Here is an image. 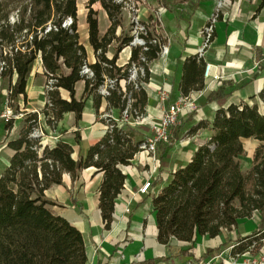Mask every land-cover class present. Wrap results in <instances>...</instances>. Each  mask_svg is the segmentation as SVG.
Here are the masks:
<instances>
[{"label": "trees", "instance_id": "trees-1", "mask_svg": "<svg viewBox=\"0 0 264 264\" xmlns=\"http://www.w3.org/2000/svg\"><path fill=\"white\" fill-rule=\"evenodd\" d=\"M185 1L189 0H158L159 6L171 12H178L179 3ZM95 2L100 3L110 21L103 34L97 11L92 8ZM86 7L87 41L95 57L92 63L87 61L85 46L79 40L77 0H0V81L7 82L5 93L0 88V114L3 105L12 112V116L1 117L3 129L12 128L20 101L24 107L27 103L26 86L38 57L42 72H35L34 78L43 80L42 113L51 129H56L69 112L77 125L88 99L95 112L105 102L103 113L112 110L114 117H102L106 132L83 156L79 149L75 151L61 139L51 147L42 146L39 137L30 136L34 127L39 126V112L26 113L28 117L18 135L5 143L13 153L0 173V264H86L81 232L54 213L51 206L56 203L44 192L51 185L60 184L63 173L75 179L82 169L95 167L96 172L103 173L98 205L105 227H109L115 198L126 178L120 167L130 164L146 140L140 130L122 119V111L130 98L132 116L145 115L147 92L140 83L148 82L149 64L159 58L165 40L155 34V21L150 25L141 22L145 33L138 35L144 39V45H131L134 36L125 25L123 4L117 0H88ZM263 7L264 0H258L255 12ZM14 9L15 18L11 21ZM68 19L69 24L63 25ZM118 27L120 32L116 34ZM126 46L131 47L129 59L118 65L119 53ZM256 61L257 68L250 79L223 80L207 94L206 100L220 99L258 78L264 71L259 51ZM132 63L142 65L145 71L136 81L137 88L128 82ZM205 63L198 53L186 57L180 63L181 75L174 82L175 89L188 94L202 88ZM84 65L90 73L82 71ZM107 79L114 83L108 94L103 95L100 88ZM80 82L83 90L77 97ZM61 90L67 93V98L61 95ZM173 94L172 88L169 100H173ZM249 99L250 102L216 109L211 120L198 119L199 109L192 110L170 128L166 140L155 142L154 156L161 163L186 133L193 135L201 127L210 131L207 141L196 147L190 160L171 172L156 194L144 198H151L159 242L166 243L170 238L190 242L200 235L214 238L259 212L254 229L236 237L230 252L235 255L260 250L264 237V86ZM249 138L260 144L255 148L251 168L243 172L239 157L244 153L243 140ZM79 139L76 132L77 144ZM229 242L225 240L222 245ZM219 251L218 247L207 249L198 260Z\"/></svg>", "mask_w": 264, "mask_h": 264}, {"label": "crops", "instance_id": "crops-1", "mask_svg": "<svg viewBox=\"0 0 264 264\" xmlns=\"http://www.w3.org/2000/svg\"><path fill=\"white\" fill-rule=\"evenodd\" d=\"M214 1L180 2L178 12L170 11L173 17L167 23L171 30V38H168L167 44L168 53L165 59L159 57L149 64L150 77L144 84L147 92L145 108L147 122L159 119L163 112V105L173 102L181 94L174 85V82L176 84L180 79V63L186 57L198 53L202 43L199 30L205 24L207 17L212 14ZM239 1V7H236V3L228 5L226 10L229 12V16L226 20L218 19L215 23L212 44L207 49L204 60L212 64V75H221L218 79L212 77L207 79L204 84V92L197 99V108L202 106L198 108V119L211 120L215 110L220 107L225 108L231 103L238 104L242 101L250 102V96L256 95L264 86L263 71L258 78H252L242 88L233 89L220 99L211 102L206 100L207 94L216 89L223 80L238 82L242 79H250L257 68L256 51H259L264 59V25L262 24L264 7L255 12L257 0ZM164 9V12L168 11L166 8ZM105 31L106 28L102 34ZM83 45L86 49L88 62H94L95 57L88 41ZM121 51L125 55L123 57L121 54L118 57V65L127 63L131 47L126 46ZM37 61L40 69L35 72L40 73L42 67L39 57ZM35 72L32 70L29 80L32 81ZM81 83L79 84L81 85ZM172 88L174 89L173 100H169ZM81 90H83V83ZM163 91H168V99L165 102L160 98ZM29 92L42 93L44 99L42 85H32L29 90L26 89L27 97ZM104 108L105 102L102 103L98 112H95L91 100L88 99L83 109L82 118L77 125L73 113H66L58 126L67 125L68 135L64 138L56 128L60 135L59 140L72 145L75 151L79 149L84 156L89 146L98 141L106 132V123L102 120ZM39 126H47L44 116H39ZM134 127L140 130L145 137L149 135L148 124ZM51 132L50 128L47 134ZM76 132L80 136L78 144L74 140ZM249 139L252 140L249 145L244 143L247 139L243 140V148L244 153L248 152L252 160L255 148L260 144V141L254 138ZM197 146L188 138L182 148H178L177 141L174 150L161 163L140 150L131 159L130 164L121 166L120 169L126 178L122 190L115 198L112 222L107 228L98 205L99 185L103 173L96 172L95 167L82 169L75 179H72L69 173H63L60 184H53L45 190L46 197L56 203L51 206L54 213L64 217L81 232L87 257L86 264H201L220 251L223 253V259L233 255L228 247L232 242H235L236 237L254 229L247 226L249 221H253L251 218L240 221L237 225L238 228L229 230L234 235L233 239H229L230 237L224 233L228 230H223L214 238L200 235L190 242H181L170 238L166 243H161L157 238L155 211L151 198L144 199L147 194H156L167 183L170 173L178 167H183L190 160ZM10 152L9 158L13 153L12 150ZM9 158L5 160L4 165L8 164ZM251 160L249 159L250 165L247 171L252 166ZM146 180L151 183L156 181V183L150 187L148 193L143 194L139 192V188ZM126 207L129 209L128 212L125 211ZM225 240H230V242L222 245ZM216 247L220 248L218 253H211L204 260H198L207 249ZM216 262L221 264L220 261ZM235 264H240L239 259Z\"/></svg>", "mask_w": 264, "mask_h": 264}, {"label": "rangeland", "instance_id": "rangeland-1", "mask_svg": "<svg viewBox=\"0 0 264 264\" xmlns=\"http://www.w3.org/2000/svg\"><path fill=\"white\" fill-rule=\"evenodd\" d=\"M119 2L123 4L122 12L124 16L125 25L128 29H130V32L133 36L138 35V32H139L138 28L140 26H143L141 22H146L147 25H150L155 21V34L159 38H164L166 41L165 44L166 45L168 44V38H171V30L168 28L167 23L171 19V17H173V14L170 11H166V12L161 11L159 7H162V6H159L160 4L158 0H120ZM87 3H88V0H77V17H78L77 31L79 34L80 42L85 43V44H87V24H86V12H87L86 5ZM92 8L97 11V18L99 21V30H100V33L102 34L104 28L107 29V27L109 26L110 21L105 11L102 9L99 2H95L92 5ZM15 13H16V10L15 9L12 10L10 14V18H9L11 21L15 18ZM148 18H153V19L152 21H150ZM119 32H120V28L118 27L116 29V34H119ZM136 46H139V45H136ZM110 50L112 51V48H110ZM121 54L124 57L125 53L124 52L122 53L121 51L119 53V56ZM108 56H111V53H108ZM39 69H40V65H39V62L36 60L35 65L33 67V72L38 71ZM42 81L43 80L41 78L40 79L32 78V81L31 79L28 81L26 89L29 90L32 85L33 86L42 85L43 92H44L45 88H44ZM6 86H7L6 81L4 82L0 81V88L2 89L4 93L6 92ZM81 87H82V83L81 85L79 84L76 89L77 97H79V94L82 91ZM42 95H43L42 93L29 92L25 107H24L23 102L20 101V111L19 113L13 115L14 122H13L12 128L9 131L4 130L3 125L0 124V173L8 165V164L7 165H4V164H5V160L9 158V155L11 153L10 150L5 147V143L8 139L14 138L18 135L19 131L25 125V122H24L25 117H28L26 113L37 111L39 112L40 117L44 116L42 113V108L44 105V101H43L44 99ZM62 95L64 97H67V94L65 91H62ZM201 107H198V108H201ZM2 109L5 115L12 116L11 110L8 109L5 105H3ZM7 110H9V112H7ZM67 128H68L67 125H64V124L57 126L59 133L62 136H64V138L68 135ZM45 129L48 132L50 127L48 125L44 127L42 126L40 127L36 125L33 131H36L38 134L42 132L43 134L39 136L40 138V137L47 136V132L45 131ZM33 131L31 132V134L33 133ZM209 135H210V131L205 127L199 128L193 135L186 133L183 137H181L178 140V148H182V145L185 143V141L188 140V138H189V141H192V143H194L195 145L202 144L207 141ZM251 141H252L251 139H247L244 141V143L249 145ZM249 159L251 160V157H249L248 152H245L243 155L239 157V160L241 163V169L244 172H247L248 167L250 165ZM259 216H260L259 212H254L251 217V220L253 221H249L250 223H248L247 226L254 228L257 224L256 222L259 219ZM245 220H248V219H243V221ZM224 233L230 237L229 239H233L234 235L230 233L229 230L224 231ZM262 255H264V250L262 251L259 250L258 252L253 251L252 254L250 255L240 256L239 263L240 264H253L257 260H259Z\"/></svg>", "mask_w": 264, "mask_h": 264}, {"label": "built area", "instance_id": "built-area-1", "mask_svg": "<svg viewBox=\"0 0 264 264\" xmlns=\"http://www.w3.org/2000/svg\"><path fill=\"white\" fill-rule=\"evenodd\" d=\"M120 1V0H117ZM236 3V7H239L240 1L239 0H215L214 1V8L212 14L207 17L205 24L202 26V28L199 30V34L202 38V43L200 48L198 49V54L204 58V55L207 51V49L211 46L212 40H213V33L215 30V23L218 19H223L226 20L227 17L229 16V12L226 10L228 5H234ZM161 11H164L165 9L163 7H159ZM69 24V19L66 20L63 25H68ZM262 24L264 25V21H262ZM50 29V26L47 27L46 30ZM139 32H144V26H140ZM138 32V33H139ZM145 33V32H144ZM139 35H135L132 40V44L135 45H144V39L142 37H138ZM155 42V40H153ZM168 53V46L164 43L161 45L160 48V55L159 57L162 59L166 58V55ZM110 58V56H108ZM141 61H145V58L143 56H140ZM211 67L212 64L206 62L204 71H203V87L197 90H193L189 92L188 94H180L178 97L173 101L169 102L166 105H163V112L162 115L159 117L157 120L149 121L147 122V119L145 115L139 114L135 115V117L132 116L131 112V102L133 101L132 99L128 98L127 100V105L122 111V119L129 121V123L132 126L136 125H142V124H148L149 125V135L146 137V140L141 143L139 146V149L143 152L146 153L147 156H150L153 160H155V148L154 144L156 141L159 140H166L170 128L177 124L180 119L186 115L188 112H191L192 110L197 109V99L202 95L204 92V84H206L207 79L213 78V79H218L220 78L221 74H211ZM82 71L84 73H90L89 68L84 65L82 68ZM150 71V70H149ZM144 68L140 64L132 63L130 68H129V77H128V82H132L134 87L137 88V79L139 77L144 76ZM114 83V80L112 79H107L105 81V84L100 88V93L103 95L108 94V88L112 87ZM141 85H144L142 82L140 83ZM161 100L165 102L168 99V91H163L160 96ZM8 108V107H7ZM10 109V108H8ZM9 112V110H7ZM136 113V112H135ZM0 117H9L5 115L2 111L0 114ZM103 117H113L112 110H109L108 112L103 114ZM107 128V126H106ZM43 133L41 132L38 134L36 131H33L30 136L32 137H39ZM59 133L57 129H52V132L47 134L45 137H40V144L42 146L48 145L49 147L53 146L58 140H59ZM173 170L172 172H174ZM151 182L149 180H146L142 186L139 188L140 193H146L149 188H150ZM126 212L129 211L128 207L125 209ZM235 229L234 227L231 228V230ZM261 242L263 243L260 251L264 250V237L261 239ZM235 242H232V244L228 247V249H232L233 246L235 245ZM250 251H245L241 254H235L231 255L227 259H223V253L220 251L218 254L213 255L211 258H209L207 261L201 263V264H217L216 261H220L221 264H235L237 260L239 259L240 256L244 255H250ZM253 264H264V255L260 257L259 260H257Z\"/></svg>", "mask_w": 264, "mask_h": 264}, {"label": "water", "instance_id": "water-1", "mask_svg": "<svg viewBox=\"0 0 264 264\" xmlns=\"http://www.w3.org/2000/svg\"><path fill=\"white\" fill-rule=\"evenodd\" d=\"M130 44L133 45L132 42Z\"/></svg>", "mask_w": 264, "mask_h": 264}]
</instances>
